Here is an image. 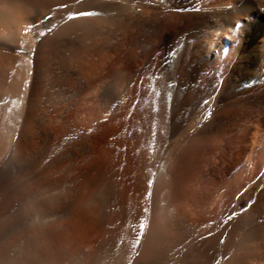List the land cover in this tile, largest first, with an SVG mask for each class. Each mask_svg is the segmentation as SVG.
Segmentation results:
<instances>
[{
    "label": "bare ground",
    "instance_id": "bare-ground-1",
    "mask_svg": "<svg viewBox=\"0 0 264 264\" xmlns=\"http://www.w3.org/2000/svg\"><path fill=\"white\" fill-rule=\"evenodd\" d=\"M16 4H29L37 14L50 10L60 18L72 16L76 20L66 24L69 26H76L77 21L81 25L89 24L80 18L85 16L81 13L89 11L119 17L120 24L114 27L116 30L120 27L121 62L126 69L137 64L140 71H144L141 75L163 76L172 84L170 91L175 100L174 110L166 115L168 146L155 159L147 154L143 163L144 155L139 157V144L134 151L135 165L121 169L125 188L123 185L117 187L118 176L113 169L102 172V164L92 157L88 148L91 134L87 130H78L63 121L59 123L55 141L58 157L53 178L45 183L46 190L55 197L54 200L68 202L72 207L69 211L73 209L77 217L91 216L99 239L97 262L108 260L110 264H120L116 258L124 250L120 244H133L124 250L132 251L136 234L140 232L152 242L163 239L167 243L159 247L164 245L165 248L172 237L165 234L179 230L182 232L179 264H264V192L257 195L259 186L264 183V172L261 180L243 191L237 200L221 189L220 193L210 194L206 199L190 200L188 207H178L175 212L170 201L175 193V183L166 179L174 148L210 140L216 128L237 124L233 120L241 115L246 120L254 116L253 121L248 120L249 126L255 124L264 130V0H0V104L6 115L14 116V120L6 117L0 125V137L5 139V144L0 141V147L4 145L0 149V186L7 184L13 169L14 177H22L21 168L33 153V147L28 143L31 126L22 125L25 129L19 136H25L23 140L13 131L14 122H21L22 95L10 90L8 82L12 78L8 67L15 62L20 69H36L37 58L34 56L32 61L30 56L34 43L39 46L40 42L33 25L28 26L33 41L23 37L15 17ZM49 21V16H45L43 33L49 27ZM63 31L59 36L64 35ZM60 39L58 37L53 43L62 45ZM175 46L176 50L172 51ZM128 48L133 51L131 55ZM171 52L175 53L174 58ZM143 55L145 60L141 63L140 56ZM209 69H214V86L218 92L208 103L207 112L203 113L204 110L196 121L191 120L195 124L190 125L192 130L182 131L177 109L188 101L192 78L207 75ZM251 100L255 106L241 114L240 102L249 105ZM230 106L234 107L229 109ZM25 123H30L29 118ZM68 140L71 141L69 147ZM179 158L177 155L175 160L179 161ZM40 190L42 193V188ZM64 209L58 213L70 216L71 212L66 211L68 207ZM44 212H31L24 222L31 225L50 221V215ZM140 246L137 248L139 254L160 252L154 245Z\"/></svg>",
    "mask_w": 264,
    "mask_h": 264
},
{
    "label": "rangeland",
    "instance_id": "rangeland-1",
    "mask_svg": "<svg viewBox=\"0 0 264 264\" xmlns=\"http://www.w3.org/2000/svg\"><path fill=\"white\" fill-rule=\"evenodd\" d=\"M88 13L90 14L80 18L86 19L89 24L81 25L77 21L76 26H69L66 24L75 19L72 16L60 18L50 10L37 14L29 4L15 6V17L23 37L33 41L28 30V26L33 25L40 45L36 46L34 43L30 56L32 61L34 56L37 58L36 69H30V72L21 66L25 70L23 71L15 62L8 67L12 78L8 82L10 90L16 95H22L19 109L21 122H14L13 131L18 137L25 129L22 125L31 126L28 127L32 129L28 143L32 145L33 153L21 168L23 176L14 177L13 169L7 184L0 186V264L97 262L99 239L91 216L77 217L73 214V209L69 211L72 207L68 202L58 201L57 198L54 200L55 197L46 190L45 183L53 178L57 162L55 141L61 121L91 134L88 148L92 157L100 161L101 170L104 169L102 172L110 169L116 172L119 188L121 185L126 187L121 169L135 165L134 151L139 144V157L145 156L142 157L143 163L150 154L152 159L159 157L161 151L168 146L167 116L174 110L175 100L170 91L171 82L163 76L141 75L144 71H140L137 64L136 67L134 65L126 69L121 62L120 27L117 30L114 27L120 24V18L109 14L96 15L95 11ZM45 16H49L50 21L46 33H43ZM58 28H61L60 31ZM61 31L64 32L61 35L63 37L59 36ZM58 37L63 42L60 46L53 43ZM176 48L177 46L173 47L172 51ZM127 51L129 55L133 53L129 48ZM174 56L175 53L171 52V57ZM140 57V62H144L145 56ZM26 71L29 72V77ZM207 73L192 78L188 88L192 91L188 90L187 94V103L190 105L186 103L177 109L180 117L178 125L182 131L192 130L195 125L193 121L201 117L204 110L203 113L207 112L208 103H211L218 92L217 86H214V69L207 70ZM0 77L1 83V73ZM169 104H172V109ZM240 105V110H243L241 114L255 106L252 100L249 105L244 102H240ZM233 107L230 106L229 109ZM5 115L0 104V125L6 117L14 120V116ZM243 116L233 120L237 123H233L234 127L222 125L216 128L212 135L214 137L210 140L185 143L177 150L174 148L173 155L169 157L170 172L166 178L175 183V193L170 198L174 212L181 207H188L193 200H203L210 194H218L221 189L230 198L237 200L261 180L264 172V130L255 125V122L254 126H249L248 123L255 119L254 116L247 120ZM27 118L30 123H25ZM23 137L25 136L22 135V140ZM3 139L0 137L1 143L5 144ZM68 143L71 141H67L69 147ZM2 144L0 149L4 147ZM177 155L180 157L179 161L175 160ZM39 187L42 188V193ZM161 190L163 192V188ZM262 192L264 183L259 186L257 195ZM156 196L158 197V193ZM33 200L35 202L31 203ZM65 207H68L67 212H71L67 218L58 213ZM34 210L45 211L50 215V221L31 225L25 223L24 218ZM177 232L165 234L169 238L172 236L165 248L164 245L159 247L164 243L163 239L152 242L151 238L143 237L140 232L136 234L133 250L124 251L125 248L133 247V244L122 242L120 246L124 250L116 258L120 264H179L182 232ZM150 245L160 248L159 254L151 252L145 255L144 252H137L139 246L147 248ZM97 264L110 262L99 260Z\"/></svg>",
    "mask_w": 264,
    "mask_h": 264
},
{
    "label": "snow or ice",
    "instance_id": "snow-or-ice-1",
    "mask_svg": "<svg viewBox=\"0 0 264 264\" xmlns=\"http://www.w3.org/2000/svg\"><path fill=\"white\" fill-rule=\"evenodd\" d=\"M90 13H81V15H89ZM43 35V33H41ZM143 228V225H141V229Z\"/></svg>",
    "mask_w": 264,
    "mask_h": 264
}]
</instances>
